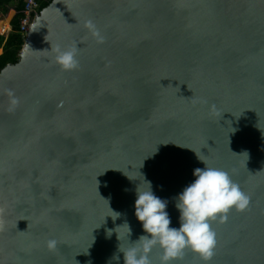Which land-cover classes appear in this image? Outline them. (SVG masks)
<instances>
[{"label": "water", "instance_id": "water-1", "mask_svg": "<svg viewBox=\"0 0 264 264\" xmlns=\"http://www.w3.org/2000/svg\"><path fill=\"white\" fill-rule=\"evenodd\" d=\"M73 45L62 71L51 49ZM206 166L250 197L210 222L207 264H264V0H52L0 71V264H124L146 234L143 180L179 228L176 198Z\"/></svg>", "mask_w": 264, "mask_h": 264}, {"label": "clouds", "instance_id": "clouds-1", "mask_svg": "<svg viewBox=\"0 0 264 264\" xmlns=\"http://www.w3.org/2000/svg\"><path fill=\"white\" fill-rule=\"evenodd\" d=\"M84 27L98 44L104 42L103 36L91 20L86 21ZM51 51L54 53V63L62 71L78 69L77 45L69 48L57 46ZM7 95L10 98L9 111H13L19 100L11 90H8ZM193 175L194 182L176 198V208L180 213L179 228L170 227L171 220L166 211L167 201L154 195L151 183L143 180L147 187L141 189L138 186L134 205L135 217L146 234L141 235L136 242L129 243L127 249L122 250L119 247L118 252L123 253L124 264H153L150 255L155 247H159L162 253L160 264H175L182 260L186 249L199 255L205 264L210 261L216 247V233L211 229L210 222L218 220L223 224L230 211H245L250 197L231 179L229 173L218 168H198ZM115 214L118 218L119 214ZM125 225L127 237H130L131 229L127 223L123 226ZM57 243L55 239L49 240L48 250L55 251ZM114 259L118 260L119 257L114 256Z\"/></svg>", "mask_w": 264, "mask_h": 264}, {"label": "trees", "instance_id": "trees-1", "mask_svg": "<svg viewBox=\"0 0 264 264\" xmlns=\"http://www.w3.org/2000/svg\"><path fill=\"white\" fill-rule=\"evenodd\" d=\"M40 4L39 12L48 6L52 0H37ZM13 7L16 12L15 17L11 21V33L7 38L0 35V71L7 65L16 64L19 59L21 49L24 45L23 37L19 34V22L23 16L24 0H0V20L3 19V14Z\"/></svg>", "mask_w": 264, "mask_h": 264}, {"label": "built area", "instance_id": "built-area-1", "mask_svg": "<svg viewBox=\"0 0 264 264\" xmlns=\"http://www.w3.org/2000/svg\"><path fill=\"white\" fill-rule=\"evenodd\" d=\"M39 10L40 4L37 0H24L23 16L19 22V34L23 37L24 43Z\"/></svg>", "mask_w": 264, "mask_h": 264}, {"label": "rangeland", "instance_id": "rangeland-1", "mask_svg": "<svg viewBox=\"0 0 264 264\" xmlns=\"http://www.w3.org/2000/svg\"><path fill=\"white\" fill-rule=\"evenodd\" d=\"M15 10L13 9V7H11L8 11H7V13L6 14H3V19L2 20H0V34L1 35H4L5 34V28H7L8 27V25H9V27L11 26L10 24H11V21H12V19L14 18V16H15Z\"/></svg>", "mask_w": 264, "mask_h": 264}, {"label": "crops", "instance_id": "crops-1", "mask_svg": "<svg viewBox=\"0 0 264 264\" xmlns=\"http://www.w3.org/2000/svg\"><path fill=\"white\" fill-rule=\"evenodd\" d=\"M15 15H16V13H15ZM13 20V19H12ZM6 30L4 31L5 32V34L4 35H1V36H4L5 38H7L8 37V35L11 33V26L9 27V25H8V27L7 28H5ZM10 32V33H9ZM9 33V34H8ZM2 49H0V55L2 54Z\"/></svg>", "mask_w": 264, "mask_h": 264}, {"label": "flooded vegetation", "instance_id": "flooded-vegetation-1", "mask_svg": "<svg viewBox=\"0 0 264 264\" xmlns=\"http://www.w3.org/2000/svg\"><path fill=\"white\" fill-rule=\"evenodd\" d=\"M15 17V16H14Z\"/></svg>", "mask_w": 264, "mask_h": 264}]
</instances>
